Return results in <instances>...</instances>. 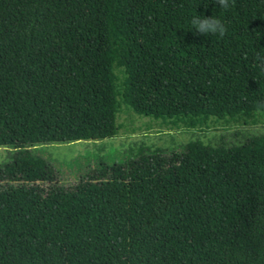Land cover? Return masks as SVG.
<instances>
[{"label":"trees","instance_id":"trees-1","mask_svg":"<svg viewBox=\"0 0 264 264\" xmlns=\"http://www.w3.org/2000/svg\"><path fill=\"white\" fill-rule=\"evenodd\" d=\"M121 105L186 128L264 117V0H0V264H264V133L68 186L28 148L113 137Z\"/></svg>","mask_w":264,"mask_h":264},{"label":"rangeland","instance_id":"rangeland-1","mask_svg":"<svg viewBox=\"0 0 264 264\" xmlns=\"http://www.w3.org/2000/svg\"><path fill=\"white\" fill-rule=\"evenodd\" d=\"M118 132L115 136L101 140H77L35 144L28 148L44 157L54 170L55 182L66 186L77 182L81 175L93 170L99 160L108 163L135 158L146 148L175 149L186 142L199 139L215 145L240 144L252 135L264 133V117L229 121L210 119L196 128L173 126L160 119L140 116L121 105L117 114ZM15 149L0 146V163L11 159ZM47 187L46 182L38 183Z\"/></svg>","mask_w":264,"mask_h":264},{"label":"clouds","instance_id":"clouds-1","mask_svg":"<svg viewBox=\"0 0 264 264\" xmlns=\"http://www.w3.org/2000/svg\"><path fill=\"white\" fill-rule=\"evenodd\" d=\"M214 2L219 8L228 9L234 3V0H214ZM190 24V29L206 36L216 35L223 38L227 33V26L218 16L215 15L205 16L197 14L196 12V14L192 16Z\"/></svg>","mask_w":264,"mask_h":264}]
</instances>
